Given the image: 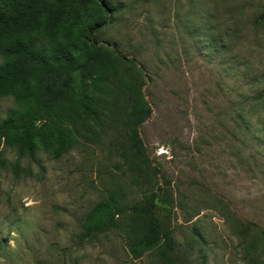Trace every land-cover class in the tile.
Masks as SVG:
<instances>
[{
	"label": "rangeland",
	"instance_id": "374dc122",
	"mask_svg": "<svg viewBox=\"0 0 264 264\" xmlns=\"http://www.w3.org/2000/svg\"><path fill=\"white\" fill-rule=\"evenodd\" d=\"M264 0H90L63 8L61 25L95 52L50 119L77 144L59 157L0 147V264H172L164 247L132 258L124 224L94 239L80 222L107 191L156 198L175 264H251L241 235L264 228ZM54 6L39 8L41 25ZM2 56L0 54V63ZM61 75L41 77L46 100ZM17 107L0 92V120ZM137 125L145 159L125 151ZM129 157V156H128ZM141 218V219H139ZM261 263L264 264L262 256Z\"/></svg>",
	"mask_w": 264,
	"mask_h": 264
},
{
	"label": "trees",
	"instance_id": "16d2710c",
	"mask_svg": "<svg viewBox=\"0 0 264 264\" xmlns=\"http://www.w3.org/2000/svg\"><path fill=\"white\" fill-rule=\"evenodd\" d=\"M90 0H0V92L11 93L17 107L7 111L0 120V147L15 142L29 156L37 147L59 157L77 144V139L64 127L50 119L57 98L73 81L76 73L83 77L91 73L95 52L80 60L83 42L70 38L71 25L59 24L63 8L71 4L86 6ZM50 4L54 9L44 24L45 34L35 37L32 31L41 25L39 8ZM264 19L263 10L259 15ZM61 75V86L41 101L38 86L43 75ZM125 151L130 162L145 159V147L137 125H132ZM162 187L149 190L141 200L123 202V191L109 190L88 210L80 222L79 236L83 240L94 239L98 234L120 227L121 217L139 215L142 220L124 224L126 244L132 258H139L145 251L161 245L174 263L171 254L174 240L169 230L160 227L156 214V198ZM139 218V219H141ZM244 248L251 264L264 259V228L254 222L244 225Z\"/></svg>",
	"mask_w": 264,
	"mask_h": 264
}]
</instances>
